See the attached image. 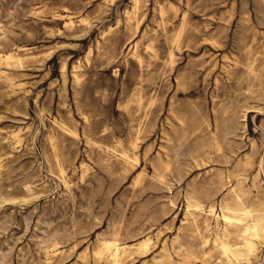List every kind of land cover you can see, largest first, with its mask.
Segmentation results:
<instances>
[{"label":"rangeland","instance_id":"1","mask_svg":"<svg viewBox=\"0 0 264 264\" xmlns=\"http://www.w3.org/2000/svg\"><path fill=\"white\" fill-rule=\"evenodd\" d=\"M138 6L0 0V264H264V0Z\"/></svg>","mask_w":264,"mask_h":264},{"label":"bare ground","instance_id":"2","mask_svg":"<svg viewBox=\"0 0 264 264\" xmlns=\"http://www.w3.org/2000/svg\"><path fill=\"white\" fill-rule=\"evenodd\" d=\"M139 0H135V7L136 9L139 7ZM104 36V35H103ZM20 54L16 53V52H0V59H4V60H9L10 59H14V58H19ZM127 155V154H125ZM227 217H232V216H227ZM253 229V233L255 235L259 234V229L257 226V223L253 225L252 227ZM113 236V234H112ZM237 246V245H235ZM228 249V248H227ZM126 249L118 242V240L116 238H108L105 239L102 244L101 247L98 250V254L101 255H107V257H109L111 260H113L115 263H118L123 254L125 253ZM228 251V250H226Z\"/></svg>","mask_w":264,"mask_h":264}]
</instances>
